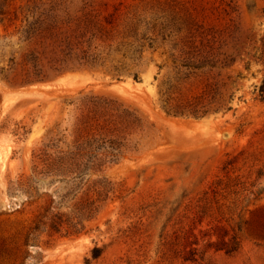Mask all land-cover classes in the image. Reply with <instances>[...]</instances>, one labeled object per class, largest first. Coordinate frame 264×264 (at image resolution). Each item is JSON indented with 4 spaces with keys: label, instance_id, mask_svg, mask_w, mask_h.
Wrapping results in <instances>:
<instances>
[{
    "label": "rangeland",
    "instance_id": "obj_1",
    "mask_svg": "<svg viewBox=\"0 0 264 264\" xmlns=\"http://www.w3.org/2000/svg\"><path fill=\"white\" fill-rule=\"evenodd\" d=\"M0 264H264V0H0Z\"/></svg>",
    "mask_w": 264,
    "mask_h": 264
},
{
    "label": "trees",
    "instance_id": "obj_2",
    "mask_svg": "<svg viewBox=\"0 0 264 264\" xmlns=\"http://www.w3.org/2000/svg\"><path fill=\"white\" fill-rule=\"evenodd\" d=\"M99 254H93L92 256H93V258H96L97 256H98Z\"/></svg>",
    "mask_w": 264,
    "mask_h": 264
}]
</instances>
